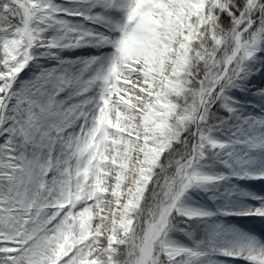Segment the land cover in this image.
<instances>
[{"label": "snow or ice", "instance_id": "obj_1", "mask_svg": "<svg viewBox=\"0 0 264 264\" xmlns=\"http://www.w3.org/2000/svg\"><path fill=\"white\" fill-rule=\"evenodd\" d=\"M0 264H264V0H0Z\"/></svg>", "mask_w": 264, "mask_h": 264}]
</instances>
